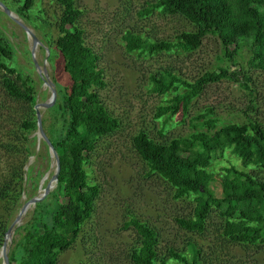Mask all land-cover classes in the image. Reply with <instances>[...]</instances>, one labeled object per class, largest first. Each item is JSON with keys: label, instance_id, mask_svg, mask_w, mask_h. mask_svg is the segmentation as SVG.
<instances>
[{"label": "rangeland", "instance_id": "374dc122", "mask_svg": "<svg viewBox=\"0 0 264 264\" xmlns=\"http://www.w3.org/2000/svg\"><path fill=\"white\" fill-rule=\"evenodd\" d=\"M154 1L72 0L74 7L80 10L76 25L82 29L84 44L98 56L97 65L103 71L105 85L98 94L107 111L118 120V126L112 133L96 139L84 164L88 182L98 191L94 208L81 225L74 243L58 254L57 264H130L127 253L136 239L133 228L125 226L130 218L155 229L156 250L167 264H183L168 256L170 249L184 255L188 263L194 258V264H264V233L262 239L254 243L233 242L222 234L223 217L216 209L210 210L200 233L179 228L175 217L188 215L193 201L190 197L173 199L172 188L155 173L149 172L131 147V136L138 130L158 141L205 130L204 125L197 124L202 118L196 116L201 114L215 119V128L248 119L264 125V70L248 65L250 49L246 38H240L235 49L230 46L234 49L231 58L212 34L203 36L199 46L189 52L176 47L157 53L127 52L124 49L121 35L125 30L137 32L148 41H174L181 31L195 30L192 23L178 14H164L157 8L142 14L141 10ZM0 2L14 18L0 6V39L10 51L9 58L2 60L16 72L31 78L34 103L45 102L50 95L46 78L54 91L68 84L60 56L57 53L52 56L48 49L56 35L53 19L58 13V4L53 0L33 1L28 11L30 19L38 11L46 18L45 24L36 27L15 13V0ZM15 20L33 33L37 39L34 45L29 33ZM217 67L241 69L248 77L246 86L221 78L206 84L191 99L185 112L179 110L165 120V117H154L155 108L165 104L173 92H154L150 76L169 71L179 79L191 81ZM3 73L0 68V185L8 182L14 169L21 176L17 192L12 194V201L7 205V214L3 211L9 225L22 203L39 196L54 165L36 127L28 131L22 127L25 104L7 95L1 84ZM181 90L179 86L177 91ZM38 112L45 125L52 120L45 107L38 106ZM22 134L27 138L28 151L19 153L22 150L16 146L8 147V144L22 143ZM229 164L241 168L239 161L226 151L209 166L214 176L210 188L217 197L221 194V167ZM247 171L254 173L257 179H264L262 169L247 168ZM32 208L33 205H28L18 223L12 226L5 242L6 254L17 249L22 229H16V226L27 221Z\"/></svg>", "mask_w": 264, "mask_h": 264}, {"label": "trees", "instance_id": "16d2710c", "mask_svg": "<svg viewBox=\"0 0 264 264\" xmlns=\"http://www.w3.org/2000/svg\"><path fill=\"white\" fill-rule=\"evenodd\" d=\"M15 1L16 14L36 27L46 23L41 11L30 19L28 11L34 0ZM53 1L59 9L53 19L56 35L48 49L51 55L60 56L68 84L56 88V97L46 108L52 120L47 125L44 119L40 122L56 152L58 172L53 189L33 205L27 221L16 226L22 229V234L16 243L17 249L7 253L8 264H57L58 254L74 243L81 225L93 211L98 192L88 182L84 164L96 139L112 133L118 126V120L107 111L98 94L105 85L103 71L97 65L98 56L84 44L82 29L76 25L80 10L74 7L72 0ZM154 8L164 14L184 17L195 30L181 31L174 41H148L137 32L125 30L121 38L127 52L157 53L174 47L189 52L199 46L203 36L212 34L231 58L240 38H246L250 49L248 65L264 70V0H155L141 10L142 14ZM9 55L8 45L0 39V68L5 72L1 84L9 97L25 104L26 115L21 124L28 131L36 127L32 108L35 92L29 76L5 65L2 59ZM221 78L246 86L248 77L241 69L224 67L205 71L191 81L179 79L169 71L150 76L154 92H173L165 104L155 108L154 117H165V120L179 110L185 112L191 99L206 84ZM179 86L181 91H177ZM205 116H196L202 118L197 124L204 125L205 130L164 141L154 140L138 130L131 136V147L148 171L172 188L173 199L190 197L193 201L188 215L175 217L179 228L200 233L210 210L216 209L223 217L221 232L224 236L233 242L254 243L262 239L264 233V179H257L247 168L264 170V125L248 119L215 128L216 120ZM21 139L22 143L8 144V147L16 146L22 150L19 153L27 152V138L22 134ZM226 151L239 161L241 168L233 164L221 167V194L217 197L210 188L214 176L209 166ZM19 177L14 169L8 182L0 185V245L8 225L4 212L9 210L7 205L12 201V194L17 192ZM128 225L136 235L127 253L129 263L167 264L156 250L155 229L135 218L125 223ZM168 256L183 264L195 262L193 258L192 263H188L184 255L172 249Z\"/></svg>", "mask_w": 264, "mask_h": 264}, {"label": "water", "instance_id": "95a60500", "mask_svg": "<svg viewBox=\"0 0 264 264\" xmlns=\"http://www.w3.org/2000/svg\"><path fill=\"white\" fill-rule=\"evenodd\" d=\"M0 6L3 8L4 12L8 16L13 18V16L10 14L9 9L6 8L5 5H3L0 2ZM15 21L26 31V33H29V35L31 37L32 45H34V43L37 41V39L33 35V33L24 24H22L20 21H18V20H15ZM46 82H47V85H48V87L50 89L49 98L45 102L34 103L33 110H34L35 119H36V129L38 130V133H39L40 137L42 138L43 142L46 144V146L48 148L50 156L53 159L54 168H53V172L50 175L49 179L44 184V186L41 188V192H40L39 196H33V197L29 198L28 200H26L24 203H22L20 205V207L18 209V212L16 213L14 219L7 226L6 231H5L4 235H3L2 243L0 245V256H1L2 264H8L5 242H6V239L8 238V236H9V234L11 232L12 226L15 223H18L22 213L28 207V205H30V204L34 205L37 201H39L40 199H42L45 196V194L48 192V190L50 188H52V186H54V183H55V180H56V175H57V172H58V158H57L56 152L54 151L51 143L49 142L48 138L45 136V134H44V132H43V130L41 128L40 115H39V112H38V106L47 108L48 106H50L53 103L54 98H55V91H54L52 83L47 78H46Z\"/></svg>", "mask_w": 264, "mask_h": 264}]
</instances>
